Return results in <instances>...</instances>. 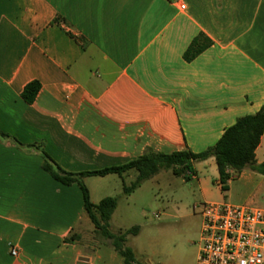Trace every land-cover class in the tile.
Returning a JSON list of instances; mask_svg holds the SVG:
<instances>
[{"label":"crops","instance_id":"crops-1","mask_svg":"<svg viewBox=\"0 0 264 264\" xmlns=\"http://www.w3.org/2000/svg\"><path fill=\"white\" fill-rule=\"evenodd\" d=\"M200 34L210 45L187 61ZM263 106L264 0H0V264H126L33 144L66 171L99 170L147 148L204 151ZM114 175L83 178L94 203ZM118 209L111 229L127 230Z\"/></svg>","mask_w":264,"mask_h":264},{"label":"rangeland","instance_id":"rangeland-1","mask_svg":"<svg viewBox=\"0 0 264 264\" xmlns=\"http://www.w3.org/2000/svg\"><path fill=\"white\" fill-rule=\"evenodd\" d=\"M218 181L216 164L198 162L197 178L186 179L171 170L162 171L145 181L128 201L118 175L103 185L99 195L118 197L119 220H125L127 229L139 226L138 234L129 235L126 241L135 253L134 264H197L202 217L196 206L228 201L264 207L263 173L247 167L228 184L226 191ZM111 230L118 232L116 226Z\"/></svg>","mask_w":264,"mask_h":264},{"label":"trees","instance_id":"trees-1","mask_svg":"<svg viewBox=\"0 0 264 264\" xmlns=\"http://www.w3.org/2000/svg\"><path fill=\"white\" fill-rule=\"evenodd\" d=\"M210 45V40L204 35H198L184 53L187 61L193 60ZM41 84L34 80L26 85L23 90V98L32 103ZM0 135L8 136L0 131ZM264 135V106L254 114L241 116L228 127L221 138L212 146L201 152L189 150L164 153L147 148L145 152L122 165L110 166L99 170H91L80 173L66 171L58 165L44 150L41 145H32L39 150L44 158V168L58 181L65 185L78 184L83 193L84 208L95 226V232L100 237L110 240L114 248L124 258L126 264L135 263L134 251L127 247V237L138 234L139 226L127 230L113 232L111 230V218L119 204V198L108 196L99 203L91 199L90 191L83 181L86 176H106L118 174L123 180V195L129 196L138 189L145 181L153 178L162 171L171 170L174 174L191 179L188 172L195 175V164L214 157L218 166L219 180L222 182V190H228L229 181L234 179L245 168L252 169L264 174V162L258 163L256 151ZM20 143V142H19ZM133 172L134 178L127 183V175ZM67 240L74 241V235Z\"/></svg>","mask_w":264,"mask_h":264},{"label":"built area","instance_id":"built-area-1","mask_svg":"<svg viewBox=\"0 0 264 264\" xmlns=\"http://www.w3.org/2000/svg\"><path fill=\"white\" fill-rule=\"evenodd\" d=\"M185 7L180 4L181 9ZM198 208L202 228L197 264H264V207L212 201ZM12 253L16 255L17 250Z\"/></svg>","mask_w":264,"mask_h":264},{"label":"water","instance_id":"water-1","mask_svg":"<svg viewBox=\"0 0 264 264\" xmlns=\"http://www.w3.org/2000/svg\"><path fill=\"white\" fill-rule=\"evenodd\" d=\"M88 258L86 257H80L79 261H81V263L83 264V262L87 261ZM85 264V263H84Z\"/></svg>","mask_w":264,"mask_h":264}]
</instances>
